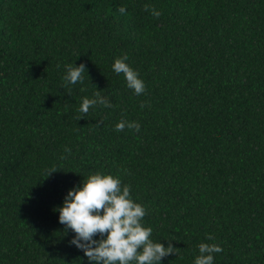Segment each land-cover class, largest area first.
Wrapping results in <instances>:
<instances>
[{
	"label": "trees",
	"instance_id": "obj_1",
	"mask_svg": "<svg viewBox=\"0 0 264 264\" xmlns=\"http://www.w3.org/2000/svg\"><path fill=\"white\" fill-rule=\"evenodd\" d=\"M125 54L139 96L112 70ZM96 90L112 107L77 120ZM96 172L180 249L161 264H194L200 243L264 264V0H0V264H89L53 209Z\"/></svg>",
	"mask_w": 264,
	"mask_h": 264
},
{
	"label": "clouds",
	"instance_id": "obj_2",
	"mask_svg": "<svg viewBox=\"0 0 264 264\" xmlns=\"http://www.w3.org/2000/svg\"><path fill=\"white\" fill-rule=\"evenodd\" d=\"M144 10L157 19L162 15L151 5H145ZM118 11L123 14L126 9L120 6ZM127 60V54L116 58L112 70L117 75L123 74L126 86L139 96L145 93L146 85ZM85 73L87 69L84 63L79 66L65 65L63 87L83 84ZM97 105L112 107L108 98L96 90L93 98L82 99L78 110L81 115L77 120L84 119L90 108ZM145 106L141 105L142 108ZM100 124L102 121L94 126L100 127ZM125 127L137 132L140 130L139 123L124 120L116 124L115 130L123 131ZM64 152L71 154V149L65 146ZM56 171L55 168L47 170L46 178ZM53 211L59 212V223L64 226V234L67 235L69 230L74 233L70 245L83 251L89 264H161L163 258L172 254L177 256L180 251L172 245L171 240L167 247L152 240L153 229L143 223L148 210L132 199L131 186L124 184L119 176L100 172L89 175L79 186L70 189L62 205ZM206 239L213 240L214 237L209 234ZM198 249L199 255L195 257L194 264H214V254L223 251L220 245L209 243H200Z\"/></svg>",
	"mask_w": 264,
	"mask_h": 264
}]
</instances>
